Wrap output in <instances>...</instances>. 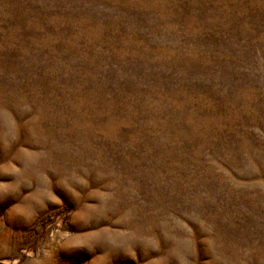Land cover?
I'll list each match as a JSON object with an SVG mask.
<instances>
[{
    "label": "rangeland",
    "instance_id": "rangeland-1",
    "mask_svg": "<svg viewBox=\"0 0 264 264\" xmlns=\"http://www.w3.org/2000/svg\"><path fill=\"white\" fill-rule=\"evenodd\" d=\"M0 264H264V0H0Z\"/></svg>",
    "mask_w": 264,
    "mask_h": 264
}]
</instances>
